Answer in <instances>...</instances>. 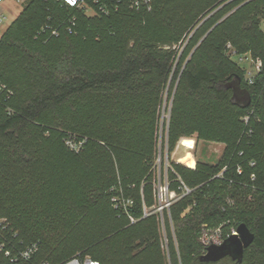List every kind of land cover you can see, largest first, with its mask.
Here are the masks:
<instances>
[{"label":"trees","instance_id":"obj_1","mask_svg":"<svg viewBox=\"0 0 264 264\" xmlns=\"http://www.w3.org/2000/svg\"><path fill=\"white\" fill-rule=\"evenodd\" d=\"M87 1L96 14L26 0L0 37V264L77 253L102 264H264V0ZM185 41L195 50L175 72ZM232 51L261 59L253 82ZM238 77L248 107L226 88ZM167 90L168 150L181 138L186 148L177 160L193 157L195 134L225 148L217 163L171 162L179 198L163 224L152 180ZM69 137L84 140L79 152ZM241 223L255 234L242 261L201 259L204 225Z\"/></svg>","mask_w":264,"mask_h":264},{"label":"built area","instance_id":"obj_2","mask_svg":"<svg viewBox=\"0 0 264 264\" xmlns=\"http://www.w3.org/2000/svg\"><path fill=\"white\" fill-rule=\"evenodd\" d=\"M6 0H0V3L5 2ZM16 4H22L24 5L26 3V0H12ZM63 5H67L72 8H79L84 9L88 15H94L97 13V9L94 7V5L90 4L87 0H74V2H69V0H57ZM129 5L133 9H140L143 7H146L148 9H151L152 0H128ZM94 3H97V0H94ZM99 10L102 12H108L109 8L107 3L104 5L99 6ZM89 11H92V13H89ZM5 22V16H0V23ZM76 25V20L73 17L70 20V25L68 26L69 33L74 32V26ZM53 35H58L57 30H52ZM233 56H238L239 63L240 61L248 60L251 64V66H243L246 69V78L249 82H253L255 76L262 70L263 63L261 59L254 58L251 54H243L238 55L235 51H232ZM5 85L2 84L0 80V94L4 91ZM244 120L248 122L249 116H245ZM67 145L70 147L71 150H74L76 152H79L84 144L83 141H76L74 138H67L66 140ZM182 182V181H181ZM184 193H189L191 190L182 182ZM155 193L157 198V207L155 208V211H158L161 213V220L164 224V218H163V212L165 209H169L171 204L176 201L179 197L177 196V193L170 189V180L167 175L164 177V181H162L161 178H159L158 184L155 185ZM124 201V208L127 209V204L130 205L132 203L131 200H123ZM130 219L132 222L135 221L133 217L130 216ZM240 225V224H239ZM239 225H231L227 229L224 228L223 224L217 225V226H210V225H204L201 234H200V241L203 244L204 247V254L207 252V248L212 245H221L224 243V241L229 238L232 235H238V226ZM4 248V245H0V249L2 250ZM37 249V244L33 243L30 245L26 250H24L22 253H20L19 256H15V258L23 257L25 259H28L31 254ZM9 254V251L6 252ZM42 264H51L49 262H44ZM60 264H102L101 261L94 259L90 256H82L80 253H77L76 255L72 256L68 260L60 263Z\"/></svg>","mask_w":264,"mask_h":264},{"label":"rangeland","instance_id":"obj_3","mask_svg":"<svg viewBox=\"0 0 264 264\" xmlns=\"http://www.w3.org/2000/svg\"><path fill=\"white\" fill-rule=\"evenodd\" d=\"M21 10L23 9L22 4L16 5ZM18 9H16V14ZM89 13H92V11H89ZM14 17H8L4 22V27H8V25L13 21ZM6 27V29H7ZM5 29V30H6ZM262 29L264 30V21L262 22ZM188 41V40H187ZM187 41L180 44V47L178 49V55L177 59L175 61L174 70L176 72L177 67L179 63L182 65H185L188 59L191 57L192 53L194 52L195 48H193L191 51L187 50L185 52V47L187 44ZM233 58L239 63L238 56H233ZM241 66H251L250 62L248 60L240 61L239 63ZM174 72V73H175ZM176 74V73H175ZM172 96L173 94L170 93L169 90H167L164 94V100L161 107V118H160V126H159V145H158V155L155 162V165L153 167V186L155 190V185L158 184L159 178L164 181V177L167 175L168 170L171 168V162H179L177 158L186 152V148L181 145L182 139L181 138L177 143L176 146L172 151L168 150V124L171 117V110H172ZM196 134L193 136V139L195 140V147L193 150H191L196 162L202 160L209 163H217L224 152L225 144L222 142H207L203 140H199L196 143ZM185 138H192V137H185ZM191 158V157H190ZM189 159V158H188ZM193 159V161H195ZM186 166H189L186 162H180ZM191 167V166H189ZM80 195V194H79ZM165 230V228H164ZM165 239V238H164Z\"/></svg>","mask_w":264,"mask_h":264},{"label":"water","instance_id":"obj_4","mask_svg":"<svg viewBox=\"0 0 264 264\" xmlns=\"http://www.w3.org/2000/svg\"><path fill=\"white\" fill-rule=\"evenodd\" d=\"M226 88L232 90L231 101L235 105L248 107L252 102L250 92L241 87V79L238 77L226 84ZM255 239V234L245 224L238 226V235H232L221 245H212L207 248V252L201 256L204 261H217L226 256H231L234 260L242 261L244 251Z\"/></svg>","mask_w":264,"mask_h":264},{"label":"crops","instance_id":"obj_5","mask_svg":"<svg viewBox=\"0 0 264 264\" xmlns=\"http://www.w3.org/2000/svg\"><path fill=\"white\" fill-rule=\"evenodd\" d=\"M18 4H16L15 2H13L12 0H6L5 2L3 3H0V16H5V20L10 16V17H14L13 21L19 16V14L21 13V8L18 9V7L16 6ZM16 9H18L17 11V14H16ZM12 21V22H13ZM11 22V23H12ZM10 23V24H11ZM9 24V25H10ZM4 23H0V37L1 35L3 34V32L5 31L6 27L3 26ZM8 25V26H9ZM193 139V138H192ZM194 140V139H193ZM194 144H195V140H194V143H193V147H194ZM193 150V149H191ZM193 156V154H192ZM193 159L195 160L194 156H193ZM183 160H179V162H182ZM184 162V161H183ZM195 162L196 160L194 161L193 165L191 166L192 168L195 166Z\"/></svg>","mask_w":264,"mask_h":264},{"label":"bare ground","instance_id":"obj_6","mask_svg":"<svg viewBox=\"0 0 264 264\" xmlns=\"http://www.w3.org/2000/svg\"><path fill=\"white\" fill-rule=\"evenodd\" d=\"M194 147H195V145H194ZM194 147H193L192 149H194ZM186 163H187L189 166H192L193 163H194V161H193V157L189 158V159L187 160ZM194 167H195V166H194Z\"/></svg>","mask_w":264,"mask_h":264},{"label":"snow or ice","instance_id":"obj_7","mask_svg":"<svg viewBox=\"0 0 264 264\" xmlns=\"http://www.w3.org/2000/svg\"><path fill=\"white\" fill-rule=\"evenodd\" d=\"M69 2L71 3V2H74V0H69Z\"/></svg>","mask_w":264,"mask_h":264}]
</instances>
